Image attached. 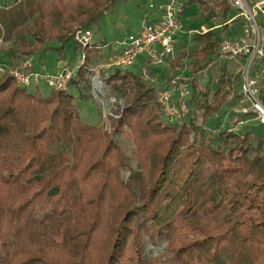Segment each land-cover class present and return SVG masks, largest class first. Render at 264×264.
<instances>
[{"label":"trees","instance_id":"obj_1","mask_svg":"<svg viewBox=\"0 0 264 264\" xmlns=\"http://www.w3.org/2000/svg\"><path fill=\"white\" fill-rule=\"evenodd\" d=\"M128 1L0 0V264H264V123L252 110H223L242 76L234 75V86L227 61L210 87L198 82L219 58L221 42L237 38L247 23L230 0L187 6L199 4L209 30L191 39L187 33L171 61L178 67L192 58L182 122H170L158 101L174 75L144 79L147 61L105 77L125 102L111 127L114 136L128 127L136 141L143 173L132 177L139 189L121 176L129 167L114 136L80 111L92 98V65L110 62L112 45L107 55L100 52L106 42L86 48L64 90L42 81L48 93L40 82L30 89L11 75L30 56L46 70L38 64L49 53L60 61L77 28L99 26ZM191 40L197 47L188 54ZM155 136L165 145L156 155ZM151 167L160 169L156 181L146 176ZM159 243L164 251L150 259L147 246Z\"/></svg>","mask_w":264,"mask_h":264},{"label":"built area","instance_id":"obj_2","mask_svg":"<svg viewBox=\"0 0 264 264\" xmlns=\"http://www.w3.org/2000/svg\"><path fill=\"white\" fill-rule=\"evenodd\" d=\"M143 1L146 3L147 12L142 16L139 29L116 44L109 67L127 69L134 66L141 57H145L153 65H163L175 60L177 39L184 29L181 17L187 6L195 0ZM230 1L238 10V16L244 17L247 23L237 38H226L221 42L218 59L223 61H232L240 57L247 59L244 95L250 106L242 111L252 110L256 113V118L264 123V103L261 99V92H264V37L261 25V16L264 17V0ZM208 30L206 25H201L198 30L190 29L188 34L205 33ZM74 41L83 49L91 47L94 44L93 29L77 28ZM85 60L86 54H83L74 63H61L51 72L39 70L33 57H26L11 70V75L17 83L24 86L42 81L52 88L64 90ZM0 71H5L1 60ZM141 74L144 79L155 82L148 68H143ZM189 97V84L185 81L184 73L175 74L168 84L164 85L158 101L170 122H182L188 113Z\"/></svg>","mask_w":264,"mask_h":264},{"label":"rangeland","instance_id":"obj_3","mask_svg":"<svg viewBox=\"0 0 264 264\" xmlns=\"http://www.w3.org/2000/svg\"><path fill=\"white\" fill-rule=\"evenodd\" d=\"M219 1L220 0H207V2L211 6L216 5ZM145 11L147 12V6L143 0H130L128 2L119 4L113 11L108 12L103 17L99 26H95L92 28L94 33V42L98 44H100L101 42H106L107 44L106 48L104 50L101 49L100 51L103 52L105 55L109 54L110 52L109 48L111 47V45L115 48L116 44L119 41L125 39L128 34L136 32L141 25L142 15L146 13ZM204 16H205V12H202L199 4L196 2L186 9L185 13L181 17V22L184 29L181 31V34L177 39L175 56L180 55L179 52L180 49L185 47L184 39L189 37L191 39V34H188L189 37H187V35L185 34L188 33L190 29H194V28L199 29V27L202 24L206 25ZM262 33H264L263 30ZM74 43L75 41H72L66 45V49L63 53V57L60 60L61 62L73 63L75 61L76 53L74 52V45H75ZM79 47L80 49L78 50L77 54L80 56L86 54L85 49H83L82 46ZM196 47L197 44L191 40L189 44H186V52L190 54ZM4 50L5 49H2L1 51L6 52ZM42 60L44 63L48 64L49 66L50 64L55 65L58 61V55L56 53H49ZM191 60H192L191 57L185 56L181 58L178 67L171 66V68H166V70L165 69L161 70V73L173 72V75L187 73L190 70L189 66ZM225 62L226 61L217 59L209 70L203 72V74L198 79L199 86L202 89L204 88L206 89L207 87H210L212 82L216 81L218 77L222 75L223 71L220 69V65H222L221 66L222 68L223 65H226L224 64ZM17 64L18 62H16V65ZM108 64L109 62H107V59L105 58L101 62V64L98 65L96 64V66L91 64L93 66V67L91 66L93 68V71L90 72L91 74L90 76L92 79V86H93L91 91L92 98L86 102L81 103L80 111L82 114L88 115V120L90 122L102 125L103 131L108 132L110 136H114V131L112 130L113 128L111 127V120L113 117L118 118L120 116L121 113L120 110L124 108L125 102L118 97L117 93L113 91L111 85L112 82L114 83V81L111 80V83H108V81L105 79V77H107L106 75H110L114 70V68L109 67ZM245 65H247V59L242 57L236 60L227 61L228 73L229 75L230 72L232 73V78L230 82L233 83L234 86L236 84L235 82L236 78L234 77V75L236 76L238 72L242 74L240 81L238 80L237 82V86L234 87L235 93L228 98L227 100L228 105L223 107V110L226 111L227 116H229L228 115L229 111L230 112H233V110L242 111L248 105H250V102L244 95V84H245V75H246ZM149 66H151V63H149ZM137 68L133 67L130 69L132 71H137L138 70ZM148 69L150 70V68ZM149 72L153 74L151 76L155 79V82H157L158 80L156 79V77L157 75H159V72L158 73L156 71L153 72L149 71ZM40 84H41L40 86L46 89V92L48 93L49 91L48 87L44 86L42 82H40ZM33 85L30 87V89H33L32 88ZM225 86L228 87L229 84L225 83ZM241 93L243 95L242 98L235 100L236 95H240ZM114 140L117 141L119 147L122 148L128 162L129 168L121 172L122 178L125 181H128V179L132 177L133 175L132 173H134V177L137 173L140 172L143 173L142 168L139 167L140 161H139L138 148L135 143L136 141H134L133 135L130 133L129 128L126 126L123 127L121 132H119V134H116L114 136ZM155 140L157 143L156 145H154L153 149L155 150V155H156V152L158 151L159 147L160 149H162L163 146L165 145L163 144L162 136H155ZM155 155L153 157H155ZM159 158L160 155L156 158V160L158 161ZM159 174H160V169H154L153 167H151V169H149L146 176L148 177V179L150 180L154 179L153 181H156L155 177L158 176ZM97 177L101 182H103V179L100 178V175H97ZM134 177H132L133 185H135L134 186L135 189H139L140 187L138 186V182L136 179H134ZM91 179L86 180L87 183H89ZM97 192H98V188H96L95 190L92 189L91 191L92 195L97 194ZM163 251H164L163 243H159L157 246H153L149 244L146 249V254L150 259H153L154 257L159 256Z\"/></svg>","mask_w":264,"mask_h":264},{"label":"crops","instance_id":"obj_4","mask_svg":"<svg viewBox=\"0 0 264 264\" xmlns=\"http://www.w3.org/2000/svg\"><path fill=\"white\" fill-rule=\"evenodd\" d=\"M146 12V11H145ZM144 12V13H145ZM143 13V14H144ZM143 16V15H142ZM261 25H262V30H263V32H264V17H262L261 16ZM244 26V25H243ZM235 27V26H234ZM235 29L238 31V33H240L241 31H242V27H239V26H236L235 27ZM264 34V33H263ZM263 37H264V35H263ZM95 43V42H94ZM98 44V43H97ZM106 48V46H102V47H100V50L102 49V50H104ZM113 49V51L115 50V48L114 47H112ZM101 52V51H100ZM101 53H103V52H101ZM147 62V59L145 58V57H141L140 59H139V61H138V64H141V65H144V63H146ZM61 61H57V63L55 64V65H51L50 64V66L48 65V64H46V63H44L43 62V60L38 64V65H40L41 66V68L42 69H46V70H42V71H51V72H53V71H55L56 69H57V67L59 66V65H61ZM239 63V62H238ZM39 66V67H40ZM159 66V67H158ZM171 63H167V64H163L162 66H160V65H153V64H151V66H149V65H147V66H145L144 68H150V70L149 71H156L157 73L159 72V75H157V77H156V79L158 80V81H160V80H162V79H167V78H169V77H171L172 75H173V72L171 73V72H162L161 73V70H163V69H165L166 70V68H171ZM170 73V74H169ZM175 73V72H174ZM169 74V75H168ZM168 75V76H167ZM167 76V77H166Z\"/></svg>","mask_w":264,"mask_h":264}]
</instances>
